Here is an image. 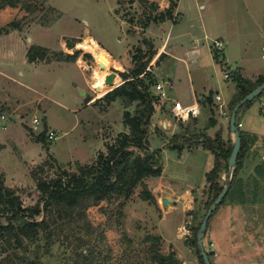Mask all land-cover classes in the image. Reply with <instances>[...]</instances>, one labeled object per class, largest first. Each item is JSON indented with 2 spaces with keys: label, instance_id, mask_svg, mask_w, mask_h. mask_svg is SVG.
I'll return each mask as SVG.
<instances>
[{
  "label": "rangeland",
  "instance_id": "1",
  "mask_svg": "<svg viewBox=\"0 0 264 264\" xmlns=\"http://www.w3.org/2000/svg\"><path fill=\"white\" fill-rule=\"evenodd\" d=\"M10 1L16 5H8ZM166 1L167 8L176 3ZM176 1L184 21L177 20L171 28L156 22L145 30L149 17L166 9L163 0H0L4 6L0 8V172L5 186L20 195L24 206H34L41 196L35 175L49 180L64 170L77 172L80 165L94 164L99 153L106 154L107 145L123 133L131 132L123 113L133 112L136 102L125 107L119 98L109 102L102 97L123 82L120 72L131 70L135 56L148 52L149 45L155 52L139 78L173 80L169 94L183 103L190 98V78L197 93L217 92L224 102L235 86L231 77H224L226 69L212 61L213 39H203L201 16L210 24L211 37L225 28L231 42L223 48L231 67L241 66L247 77L264 69V0ZM223 20V26L218 25ZM191 33L201 38L197 64L189 61L187 69L173 58L162 60L159 47L166 35L170 49L183 57L192 44ZM68 40L73 46H67ZM92 40L94 48L89 49L86 43ZM32 44L46 47L47 57L29 62L27 50ZM77 50L75 59L67 57ZM94 50L106 51L111 61L104 62ZM191 57L188 51L186 60ZM104 70L115 72V81L97 91L92 80ZM159 102L149 121L146 148L135 150L154 154L161 175L145 177L128 199L101 200L81 216L58 218L46 231L40 230L38 240L24 239L22 247L0 251V260L16 252L22 258H38V264H152L154 246L145 237L160 235V252L179 253V264H201L190 238L211 198L205 174L214 154L188 142L218 133L233 143L232 110L228 104L222 114V103H214L200 106L197 117L177 121L168 104ZM260 107L263 111L258 113ZM33 116L39 117L41 130H55L58 137L35 140L38 133L30 128ZM210 118H216L218 125L209 126ZM238 121L239 129L249 135L248 147L232 191L210 219L203 244L212 252L214 264H264V173L257 172L264 166V91L240 110ZM177 134L181 151L168 144ZM227 170L228 165L219 178L223 185ZM144 188L154 200L141 197ZM163 196L171 201L167 209ZM47 217L42 212L35 218ZM177 225L185 226L189 234L185 237ZM174 242L179 250L172 248ZM80 250L87 253V260L78 259ZM11 259L9 264H22L19 257Z\"/></svg>",
  "mask_w": 264,
  "mask_h": 264
},
{
  "label": "trees",
  "instance_id": "2",
  "mask_svg": "<svg viewBox=\"0 0 264 264\" xmlns=\"http://www.w3.org/2000/svg\"><path fill=\"white\" fill-rule=\"evenodd\" d=\"M8 5L15 6L16 3L10 1ZM2 7L4 6L0 5V8ZM174 7L175 3L171 2L168 8L149 17V20L163 21L165 18H172ZM91 42H94V40ZM66 43L68 47L73 46V43L69 40ZM47 51L48 49L46 47L32 44L27 50V60L29 62H34L38 59L43 60L47 57ZM77 52L78 50L72 54H67V57L75 59ZM154 52L153 46L149 45L148 52H143V54L135 56V63L131 70L120 72L123 82L103 95L102 98H105L109 102L119 98L124 102V106H128L133 102H136V105L133 112L125 110L123 113L124 122L129 126L131 132L123 133L115 143L107 145V153H99L94 164L80 165L77 172L69 173L64 170L62 174L49 180L37 178L35 175L36 187L41 193V196L34 206H24L20 195L14 189L5 186L3 175L0 172V241L3 243L0 245L1 252L6 253L10 249L22 247L24 239L27 241L38 240L40 230L46 231L50 224L55 223L58 218L76 214L78 216L83 215L85 208L89 205L98 204L101 200H110L113 197L128 199L133 189L139 183H142L145 177L161 175L162 166L155 165L156 159L154 154L145 153L141 155L139 152L136 153L135 150V148L138 151L146 148L149 121L155 110L153 106L155 96L152 94L150 86L156 79L154 80L148 76L146 77L147 80L139 78V75L145 70L146 63L153 57ZM87 55L89 56L90 54ZM97 64L100 65V62H97ZM232 76L236 83L237 92L229 102L231 110L242 97L264 81V74L257 76L255 80L242 76L238 71L233 72ZM205 100L211 102V93ZM252 100L243 105L237 112L236 126L238 129V113ZM214 123L215 120L210 118L209 126H212ZM239 132L241 145L236 158L237 168L233 173L228 191L216 206L215 210L232 191L231 189L234 186L238 172L242 168V160L248 147L249 135L240 129ZM180 137L178 134L172 136L170 140L173 143L168 142L170 147L181 151L182 145L178 142ZM35 140L45 142L44 132L37 134ZM188 143L201 144L202 148L214 154L213 165L205 174V179L208 183L207 193L211 196L207 202V211L224 186L219 182V178L221 173L227 168L233 143L230 140L225 141L218 133L214 137L208 135H203V137L198 136L197 139ZM257 172L260 176H263L264 166H259ZM141 197L151 201L154 200L153 195L147 188L142 190ZM42 212L48 216L47 219L37 220L35 217ZM2 217L5 222L1 220ZM211 217L209 218L207 228ZM199 225L200 223L192 229L193 236L190 238V242L196 248L200 263L204 264L196 238ZM51 233L52 230L47 231V235ZM145 239L151 240L154 246L151 254L152 264H179L180 261L173 252L164 254L157 248V243L161 239L160 235H148ZM206 253L211 264H214L212 261V252L206 251ZM13 257H19L22 264H38L39 262L38 258H22L15 252L14 256L5 254L0 260V264H9ZM79 258L85 261L89 257L86 252L80 250L78 252ZM12 263L16 264L15 262Z\"/></svg>",
  "mask_w": 264,
  "mask_h": 264
},
{
  "label": "crops",
  "instance_id": "3",
  "mask_svg": "<svg viewBox=\"0 0 264 264\" xmlns=\"http://www.w3.org/2000/svg\"><path fill=\"white\" fill-rule=\"evenodd\" d=\"M152 1V0H151ZM165 0H163V2H164ZM175 7H174V9H173V11H172V18H165L163 21H150L145 27H144V29L145 30H147L148 28H149V26L152 24V23H161V24H166V23H169V25H170V28H171V26L173 25L172 23H174V22H176L177 20H181V22L182 21H184V17L182 16L181 18H179V10H178V7H179V4H178V1H176L175 0ZM165 3V2H164ZM167 4H168V2L166 1V3H165V5H164V7H166L167 8ZM163 7V6H162ZM224 24L225 23V21L223 20L221 23H218V25H221V24ZM223 24L221 25V26H223ZM199 25H200V27H201V32L203 33V39L204 40H206V39H210V40H212V43L209 45V49H210V54H211V57H212V61H214L216 64H218L219 66H221L223 69H226L225 70V73H224V77L225 78H232V80H233V76H232V73L233 72H235V71H238V72H240L241 74H242V76H244L243 75V68L241 67V66H235V67H231L229 64H228V61H227V58H226V54H225V50H224V44H226V45H228V42L230 43L231 42V40L228 38V37H226L227 35L225 34V28L224 27H221V26H219V27H221L220 28V30H219V32L218 33H216L215 34V36L214 37H211V35L210 34H212L211 33V30H210V24H209V22H208V25L204 22V20H203V17L201 16L200 17V19H199ZM173 27V26H172ZM188 28H189V30L190 31H192V28H190V26H188ZM180 36H182V35H180ZM190 38H191V43L192 44H190V47H188V49H186L187 51H185V53H183V57H180V56H176L175 55V53L170 49V47H169V45H168V41H169V39H168V35H166V37L163 39V42L160 44V45H162V46H160L159 48H160V52L162 53V51H163V58H162V60H165V59H167V58H173V59H175V60H178V61H180L181 63H184L185 65H186V68L188 69L189 68V64L187 63V62H189V61H192L194 64L198 61V59H199V57H200V45L199 44H201V38L200 37H198V36H194L193 35V33H191L190 34ZM225 38H226V40H227V42H226V40H225ZM217 41H220L221 43L218 45V46H216L215 45V43L214 42H217ZM178 44H180L181 45V43H178ZM157 47V46H156ZM261 50H264V46L262 45V47H261ZM188 51H190L191 52V54H192V57L190 58V60H186V58H185V55H187V53H188ZM159 52V53H160ZM217 53L219 54V56H217ZM162 60H159L160 62H162ZM197 64V63H196ZM156 66V65H155ZM228 70V71H227ZM261 74H264V69L263 70H261L260 72H257V73H255V74H253L252 76H244V77H246V78H250V79H256L257 78V76H259V75H261ZM256 76V77H255ZM168 77H170V76H168ZM190 81V98L188 99L189 101H186L185 103H192V102H194V101H196V102H198L199 103V105L201 106V107H203V108H205V105H207V106H209V107H212V105L215 103V104H218V106L222 103V105L223 106H225V110H223V106L221 107H219V110L222 112V114H223V112L224 111H226V108H227V106H228V104H229V102H230V100L233 98V96H234V94L237 92V87H236V83H235V86L234 87H232L231 89H230V91H231V93L229 94V98H228V100L227 101H223L222 100V98L220 99V100H211V102H207L206 100H205V98L211 93V96L213 95V96H215L216 94H218L217 92L216 93H213L212 91H209V93L207 94V93H197V91H196V89L195 88H193L192 87V82L193 81H191V78L189 79ZM234 81V80H233ZM215 94V95H214ZM173 98H175V99H177V100H179V101H181V99L180 98H178V97H173ZM215 98V97H214ZM182 102V101H181ZM258 110H260L258 113H261L263 110L261 109V107L258 109ZM197 117V116H196ZM212 117H214L213 115H212ZM214 120L216 119V118H213ZM219 123V121L218 120H215V123L212 125L213 127L217 124L218 125V123ZM12 128H14L15 129V127L14 126H12ZM248 133V132H247ZM9 133H7V135H8ZM164 197V196H163ZM174 203H175V201H174ZM242 203H244V202H242ZM239 205H241V204H239ZM243 205V204H242ZM176 225V224H175ZM176 228H177V230H181L182 229V227L181 226H176ZM175 229V228H174ZM181 232V231H180ZM180 234H182V233H180ZM180 234H179V236H180ZM173 236V235H172ZM172 248H175V249H177V250H179V246L177 245V244H175V242H174V244H173V247ZM178 256L180 255L179 253L177 254ZM177 256V257H178ZM179 259V258H178Z\"/></svg>",
  "mask_w": 264,
  "mask_h": 264
},
{
  "label": "water",
  "instance_id": "4",
  "mask_svg": "<svg viewBox=\"0 0 264 264\" xmlns=\"http://www.w3.org/2000/svg\"><path fill=\"white\" fill-rule=\"evenodd\" d=\"M115 76V72H110L106 75V81L109 83L113 82ZM264 90V81L255 87L252 91H250L248 94H246L244 97H242L232 108V112L229 119V128L231 133L233 134V147L231 150V153L228 158V170L226 172V181L225 184L221 190V192L218 194L216 199L213 201V203L210 205L209 209L206 211L204 217L202 218L200 225L197 229L196 238L197 243L199 246L200 254L203 258L204 264H211L209 257L206 253V250L204 248L203 244V236L204 232L207 228V224L209 221V218L211 217L212 212L215 210L216 206L221 202L223 197L225 196L226 192L228 191L231 179L233 178V173L237 168V162L236 158L240 150L241 145V136L238 127L236 126V115L239 109L245 105L247 102L252 100L255 96L260 94ZM63 164V162H61ZM171 203L170 199L168 197H162V204L164 209L168 208V205Z\"/></svg>",
  "mask_w": 264,
  "mask_h": 264
},
{
  "label": "built area",
  "instance_id": "5",
  "mask_svg": "<svg viewBox=\"0 0 264 264\" xmlns=\"http://www.w3.org/2000/svg\"><path fill=\"white\" fill-rule=\"evenodd\" d=\"M214 43L216 46H218L221 42L217 41ZM146 69L150 70L149 67ZM151 87L153 91L152 94L155 96L153 100V106L156 105L157 103H160L159 101H161L163 105L168 104L167 108L169 109L170 113L177 121H186L191 117H196L200 113V105L198 102L194 101L192 103H183L170 96L169 91L172 90L173 88V80L168 78L157 79L151 85ZM215 96H216V100H220L219 95H215ZM3 117L4 116H2V118ZM31 123L32 124L30 128L32 132H36L38 134L44 132L48 140L56 139L58 137V134L55 130L48 129L47 131L46 129L41 130V128H39L40 119L38 116H33ZM182 228L184 230L183 235L186 237L189 234V230L185 226H183Z\"/></svg>",
  "mask_w": 264,
  "mask_h": 264
},
{
  "label": "bare ground",
  "instance_id": "6",
  "mask_svg": "<svg viewBox=\"0 0 264 264\" xmlns=\"http://www.w3.org/2000/svg\"><path fill=\"white\" fill-rule=\"evenodd\" d=\"M91 43V44H90ZM90 43H86V47L89 48V49H92L94 48L93 44L95 42H90ZM92 51V50H91ZM95 54L99 55L100 58L104 61V62H110L111 59L110 57L108 56V54L106 53V51H103V50H100V51H97V50H94ZM100 61V60H99ZM109 72L107 71H102L100 74H98V77L97 78H93L92 82H93V87L95 90H103L106 86L108 87L109 85H111L115 79H113V82L112 83H109L106 81V75L108 74ZM115 77V76H114Z\"/></svg>",
  "mask_w": 264,
  "mask_h": 264
}]
</instances>
